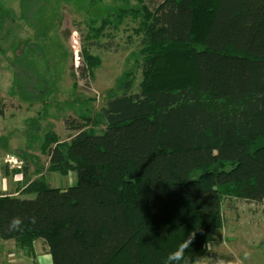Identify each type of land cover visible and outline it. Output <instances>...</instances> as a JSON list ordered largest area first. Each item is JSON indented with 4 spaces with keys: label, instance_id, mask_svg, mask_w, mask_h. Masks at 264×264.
Masks as SVG:
<instances>
[{
    "label": "trees",
    "instance_id": "obj_1",
    "mask_svg": "<svg viewBox=\"0 0 264 264\" xmlns=\"http://www.w3.org/2000/svg\"><path fill=\"white\" fill-rule=\"evenodd\" d=\"M34 2L21 0L19 19L34 37L14 48L11 65L12 93L41 107L28 127L49 108L61 110L44 101L57 95L37 70L49 23ZM136 2L117 8L112 25L137 24L139 91L124 70L114 85L120 92L109 91L96 112H63L67 139L49 131L39 151L47 173L75 172L77 183L53 188L37 173L21 191L33 198L0 194V239L26 253L41 241L54 264H165L192 236L187 264L231 263L207 247L225 223V201L264 205V0ZM108 25L102 19L88 33L106 38ZM82 51L86 78L100 62ZM8 169L4 177L26 178V169ZM14 218L21 224L12 227Z\"/></svg>",
    "mask_w": 264,
    "mask_h": 264
},
{
    "label": "rangeland",
    "instance_id": "obj_2",
    "mask_svg": "<svg viewBox=\"0 0 264 264\" xmlns=\"http://www.w3.org/2000/svg\"><path fill=\"white\" fill-rule=\"evenodd\" d=\"M6 1L12 5L5 6V9L11 10L6 21H10L12 15L15 18L13 24L5 21L4 27H0L3 32L8 29L11 32L7 40L0 39L1 48L8 56V41L12 35L15 36L14 45L18 46L34 37V29L24 21L18 20L20 0ZM32 1H35L33 5H37L38 2L39 6L44 7L46 13L43 22L46 25L49 23L46 37L48 44L43 52L44 66L38 63L37 70L46 80L48 93L57 97L47 99L46 96L44 101L48 100L50 107L57 103L61 110L51 108L47 116L39 117L37 125L28 127V121L35 118L41 108L40 104H27L17 94L12 93V78L8 72L3 74L1 77L3 84L0 86V155L5 160V164L11 168H19L21 171L26 169V175L30 179L39 177L36 175L39 173L51 187L66 189L77 183V174L70 172L61 176L58 173H47L46 158L39 151L41 139L44 134L52 131L61 141H65L69 133L62 122L64 113H66L65 117L76 118V115L85 112V109L96 112L109 91L112 94L120 92L119 87L114 85L124 70L130 73L133 93L139 91V84L142 82L140 64L134 61L133 57V54L139 51L138 39L132 33L137 24L132 18H124L118 28L115 29L112 25L117 8H131L137 6V2L136 0ZM102 19L109 21L103 33L107 37L93 39V35L88 33V28L91 26L97 28ZM109 40L112 47L111 51L107 52L103 49V45ZM82 49H88L89 53L100 62L98 66L96 65L93 74L86 78H82L78 70L86 66L81 56ZM14 52L17 53V50ZM189 71L186 75L188 81L192 76L191 69ZM66 102L72 104L73 109L66 110ZM82 103L84 107L80 108ZM30 131L32 137L31 134L29 135ZM24 198H33V195ZM222 205L225 223L216 232L212 249H229L232 254L238 255L241 264H264V205L246 204L234 200L225 201ZM209 246L210 244L207 249ZM245 253L248 254L247 257Z\"/></svg>",
    "mask_w": 264,
    "mask_h": 264
},
{
    "label": "crops",
    "instance_id": "obj_3",
    "mask_svg": "<svg viewBox=\"0 0 264 264\" xmlns=\"http://www.w3.org/2000/svg\"><path fill=\"white\" fill-rule=\"evenodd\" d=\"M18 3L20 7L21 0ZM5 6L7 7V6H12V5L10 2L6 0H0V25H1L0 27L1 28L4 27L5 21L8 18V14L11 12V10L5 9ZM19 16L20 15H18V20L20 21ZM11 18H13L15 22V18L13 17V15L11 16ZM6 22H8L9 24L10 23L13 24V22L11 21H6ZM0 33H1L0 34L1 40L2 39L7 40V38H9V33H10L9 29L7 31L5 30L4 32L1 30ZM6 35L8 36L6 37ZM14 38L15 36L12 35V40L8 41V49H9L7 52L8 56H6L7 54L4 53V49L1 48L2 42H0V86L3 84L1 83L2 82L1 77L3 76V74L5 75V73L8 72L11 76V73L13 71L11 65L13 64V60L17 55V53L14 52V48L17 46V45L16 46L14 45V42H13ZM35 118H36V115H35ZM3 164L7 165L5 164V160L3 159V157L0 155V194L13 195V196L20 197V198H24V196H30V195H24L21 193V191L26 185L25 183L30 180V177H28L27 175H26V178L23 177L22 176L23 173H18V174L16 173L15 175H12V176L8 174V176L6 175L4 177L2 173V167L4 166ZM7 166L9 167L8 173H10L9 171H11L13 168H11L9 165ZM214 244H215V240H214V243L210 244L209 248L207 249L209 253L224 254L227 256L230 255L232 257V262L228 264H241L238 255L232 254V252H230L229 249L213 250L212 246ZM48 257H49V254L47 252V247L41 241H35L33 243V246L30 252L26 253L23 250H17L12 240L5 241V240L0 239V264H47ZM202 264H218V261L211 262L209 260H206Z\"/></svg>",
    "mask_w": 264,
    "mask_h": 264
},
{
    "label": "clouds",
    "instance_id": "obj_4",
    "mask_svg": "<svg viewBox=\"0 0 264 264\" xmlns=\"http://www.w3.org/2000/svg\"><path fill=\"white\" fill-rule=\"evenodd\" d=\"M21 224L20 218H14L11 222L12 227H16ZM193 237L190 236L186 238L182 243H180L175 251L169 252L165 264H181L183 261L184 264H187L185 261V252L190 247ZM247 253L245 256L247 257ZM47 264H54L52 257L49 255ZM218 264H225L223 260L218 261Z\"/></svg>",
    "mask_w": 264,
    "mask_h": 264
},
{
    "label": "built area",
    "instance_id": "obj_5",
    "mask_svg": "<svg viewBox=\"0 0 264 264\" xmlns=\"http://www.w3.org/2000/svg\"><path fill=\"white\" fill-rule=\"evenodd\" d=\"M15 163V162H14Z\"/></svg>",
    "mask_w": 264,
    "mask_h": 264
}]
</instances>
